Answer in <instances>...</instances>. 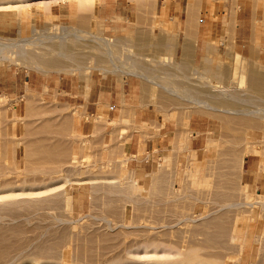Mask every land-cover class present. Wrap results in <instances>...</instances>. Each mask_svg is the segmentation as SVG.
<instances>
[{"label":"rangeland","instance_id":"374dc122","mask_svg":"<svg viewBox=\"0 0 264 264\" xmlns=\"http://www.w3.org/2000/svg\"><path fill=\"white\" fill-rule=\"evenodd\" d=\"M81 2L0 0V264H264V189L243 180L247 155L264 170V0ZM98 78L113 103L89 141ZM129 82L139 106L110 111ZM137 128L153 166L124 146Z\"/></svg>","mask_w":264,"mask_h":264},{"label":"crops","instance_id":"0c3cea01","mask_svg":"<svg viewBox=\"0 0 264 264\" xmlns=\"http://www.w3.org/2000/svg\"><path fill=\"white\" fill-rule=\"evenodd\" d=\"M242 23H243V17L240 14L238 16L237 26L240 27ZM35 83H38V82L33 80L32 78L25 77L23 81L24 94L25 92H27V90H35V88H38V86L35 85ZM59 83L61 84L63 83V81ZM7 84H9L10 86L9 82H7ZM39 84L47 88L46 83L39 82ZM128 85H129V89L127 90V92L124 91L123 94L119 98H117L116 103L113 105L114 109L117 107L118 108L121 107L122 102L124 100L129 101L127 103L130 108L132 107L136 108L139 106L140 98L139 99L132 98L133 96H131V92H133L134 87L132 84H130V82ZM62 86L58 87V91L64 92L66 90L65 89L66 84H62ZM71 91L77 92V90H71ZM75 97H79V96L76 94ZM83 97H84L83 100H81L77 104V106H79L81 109H84V114L86 116H85L84 124H81V126H79V130L81 133H83L84 136L91 137V139L89 140L91 141L93 139V134L96 129V125H99V124H96V119L94 118V116H96L99 110L102 107H104L106 104L113 103V95L110 89L101 88V79L98 78V79H94L93 82H91V86H90V90H89L87 98L85 96ZM136 101H138V103ZM143 117L144 116L142 115L140 118H143ZM139 122L142 123L144 122V120L140 119ZM207 124L205 122H201L200 115L198 114L193 115L192 119L190 120V127L192 128V133L198 136V138L201 135L206 134L207 132H209L208 129L211 128L209 125V121L207 122ZM196 136H193V137H196ZM106 137L107 135H105L104 138L102 139L100 138L99 140H106ZM142 137H143V133L141 132V130H138L137 128L131 133H129L128 139L125 142L124 146H126V149H128L130 154L138 157V158H135L137 161L136 166H153L152 163L155 161L156 154H158L159 150H161L162 144L159 143L158 141H154L156 140V138H148L147 141L145 142V147L141 148V138ZM193 137L189 138L188 140L189 149L187 150H191V151L201 150L202 146L198 145L199 141L195 140L196 138H193ZM262 166L263 164L261 163V158L259 159L255 156L247 155V157L243 161V180H244V183L250 189H254V190L264 189V170L262 169Z\"/></svg>","mask_w":264,"mask_h":264},{"label":"bare ground","instance_id":"6f19581e","mask_svg":"<svg viewBox=\"0 0 264 264\" xmlns=\"http://www.w3.org/2000/svg\"><path fill=\"white\" fill-rule=\"evenodd\" d=\"M93 1V0H92ZM81 4L83 5V6H89V4H91V0H82V2H81ZM34 5V4H33ZM192 20V19H191ZM36 34V33H35ZM46 38V37H45ZM191 40V39H190ZM108 41V40H107ZM35 42V41H34ZM106 42V41H105ZM28 45V44H27ZM43 46V45H42ZM61 47V46H60ZM60 47H59V49H60ZM192 50H193V44H192V42L191 41H185V44H184V47H183V54H184V56H189L190 54H191V52H192ZM61 52H64V51H61ZM109 52V51H108ZM254 53V52H253ZM58 54V53H57ZM40 55V54H39ZM64 55H66V54H64ZM62 56V55H61ZM104 57V56H103ZM40 58V57H39ZM39 58H38V62H40V61H42L41 59L39 60ZM44 58V57H43ZM52 58V57H51ZM67 58H68V56H67ZM48 59V58H47ZM240 59H241V55H237V59H236V61H240ZM45 60V59H44ZM50 60V59H49ZM61 61H59V60H57V59H54V60H50V61H47V63H45V64H49V66L50 65H61ZM45 66H47V65H45ZM52 67H54V66H52ZM45 68V67H44ZM55 68V67H54ZM48 69V68H47ZM41 70H42V68H41ZM44 70V69H43ZM56 70V69H55ZM232 78L236 81V82H238V84H243V82H244V80H245V76L241 73V71H240V69H239V67H234V69H233V74H232ZM264 154V153H263Z\"/></svg>","mask_w":264,"mask_h":264},{"label":"built area","instance_id":"2783aa9c","mask_svg":"<svg viewBox=\"0 0 264 264\" xmlns=\"http://www.w3.org/2000/svg\"><path fill=\"white\" fill-rule=\"evenodd\" d=\"M109 110H114V106L113 105L110 106Z\"/></svg>","mask_w":264,"mask_h":264}]
</instances>
